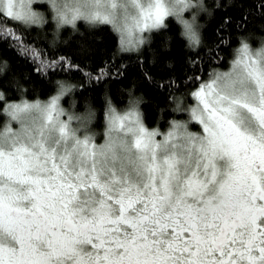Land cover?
Instances as JSON below:
<instances>
[{"label":"snow or ice","instance_id":"obj_1","mask_svg":"<svg viewBox=\"0 0 264 264\" xmlns=\"http://www.w3.org/2000/svg\"><path fill=\"white\" fill-rule=\"evenodd\" d=\"M44 5L57 29L112 25L123 51L170 17L202 43L195 18H183L202 9L193 0H0V48L31 53L39 72L65 66L18 34L47 23ZM190 79L189 121L149 129L134 101L108 110L103 144L73 127L59 95L9 103L0 93L19 123L0 129V264H264V50L241 41L227 72Z\"/></svg>","mask_w":264,"mask_h":264},{"label":"trees","instance_id":"obj_2","mask_svg":"<svg viewBox=\"0 0 264 264\" xmlns=\"http://www.w3.org/2000/svg\"><path fill=\"white\" fill-rule=\"evenodd\" d=\"M199 3L203 7L194 18L201 45H190L180 23L170 17L167 28L149 34L138 51L121 50L109 25L90 26L78 20V31L70 25L57 29L50 8L39 7L47 23L18 34L43 53L45 62L64 58L65 66L39 72L40 61L33 62L31 53L21 54L15 45L0 48V63L6 65L0 66V93L9 103L45 101L64 84L67 95L62 104L72 116L88 117L85 125L95 138L103 129L107 109H124L134 101L145 126L164 131L173 120L183 118L189 94L197 87L191 77L206 80L214 70H225L241 41L252 49L264 41L259 0ZM226 19L230 23L225 24ZM68 62L75 67L67 68ZM4 121L0 110V129Z\"/></svg>","mask_w":264,"mask_h":264},{"label":"rangeland","instance_id":"obj_3","mask_svg":"<svg viewBox=\"0 0 264 264\" xmlns=\"http://www.w3.org/2000/svg\"><path fill=\"white\" fill-rule=\"evenodd\" d=\"M201 1V0H200ZM193 3L194 4H196V3H199V0H193ZM48 7V6H47ZM51 13H52V15H53V12L51 11ZM197 13V11L196 12H186V13H184L183 14V18L185 19V20H187L188 18L190 19V20H193V18H194V16H195V14ZM53 20V19H52ZM176 20H177V22L178 23H180V25L182 26V29H183V32H184V25L180 22V20L179 19H177L176 18ZM189 20V21H190ZM54 21V20H53ZM82 21V20H81ZM82 22H85V21H82ZM54 23H55V25H56V22L54 21ZM87 23V22H86ZM109 26H111L112 27V25H109ZM113 29V28H112ZM115 32V31H114ZM116 33V32H115ZM116 35H117V37H118V40H119V46H120V38H119V35L116 33ZM146 35H149V34H146ZM185 36V35H184ZM186 37V36H185ZM187 38V37H186ZM240 46V45H239ZM238 46V47H239ZM250 47V46H249ZM120 49H121V46H120ZM250 49L255 53V52H257V51H261V50H264V41H263V43L261 42L260 43V45H258L256 48H254V49H252L251 47H250ZM133 51H135V50H133ZM233 54H234V52H233ZM233 54H232V57H231V59H230V61H229V64H228V66H227V68L225 69V70H214L213 72H227L228 70H229V68H230V62H231V60L233 59ZM213 72H211V73H213ZM208 79V78H207ZM194 91V90H193ZM192 92V91H191ZM190 92V93H191ZM57 95H59L60 96V99H59V101H58V105H59V107L60 108H62L64 111H65V113L66 114H68V115H71V112H70V110L69 109H66V107L62 104V101L64 100V98L66 97V95H67V93H66V91L64 90L63 91V93L61 94V90H58V91H56L51 97H49L47 100H45V101H39V102H41L42 104L43 103H47V102H49L50 100H51V98L52 97H55V96H57ZM189 98H190V104H189V106L187 107V109H189L191 106H193L194 105V103H195V101H194V99L192 98V96L189 94ZM21 101H18V102H12V103H20ZM34 102H37V101H34ZM34 102H29V103H34ZM130 105L131 104H129L128 105V107H126V108H124V109H115L118 113H121V114H123L125 111H127L128 110V108L130 107ZM5 107H6V105H5ZM110 109V108H109ZM109 109H107V111H106V113L108 112V110ZM111 109H114V108H111ZM187 109L184 111V116H183V118L181 119V120H173V121H180V122H187V121H189V119H190V116H189V112L187 111ZM181 111V110H180ZM182 112V111H181ZM183 113V112H182ZM3 117H4V123H3V126L1 127V129H3L6 125H9V126H11L13 129H18L19 128V123L17 122V121H14V120H12L11 119V116L9 115V114H7V113H5L4 111H3ZM74 117V116H73ZM66 118V117H65ZM172 121V122H173ZM81 122H83V125L84 126H86L85 124H89V121H88V117H74V120H73V127H76L78 124H80ZM171 122V123H172ZM171 123L169 124V126L167 127V129H165L164 131H159V130H157V129H155V130H157V131H159V132H161V133H165V132H167L168 130H169V128H170V125H171ZM76 124V126H74ZM191 124H195L194 122L193 123H190L189 125H188V127H190L191 126ZM103 129H102V131L100 132V134L99 135H97L96 136V138H95V140H96V143L97 144H103L104 142H105V139H106V133H107V126H106V115H105V119H104V123H103ZM87 128L89 127V126H86ZM158 139L160 138V137H157Z\"/></svg>","mask_w":264,"mask_h":264},{"label":"flooded vegetation","instance_id":"obj_4","mask_svg":"<svg viewBox=\"0 0 264 264\" xmlns=\"http://www.w3.org/2000/svg\"><path fill=\"white\" fill-rule=\"evenodd\" d=\"M189 130L192 132H199L200 131V127L197 124H191V126L189 127Z\"/></svg>","mask_w":264,"mask_h":264}]
</instances>
